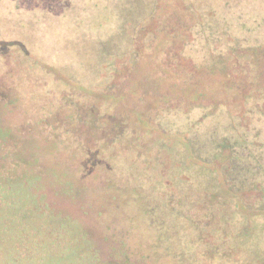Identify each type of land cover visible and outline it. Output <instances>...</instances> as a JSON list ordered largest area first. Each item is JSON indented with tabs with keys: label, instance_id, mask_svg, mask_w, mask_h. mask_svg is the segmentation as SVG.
Instances as JSON below:
<instances>
[{
	"label": "trees",
	"instance_id": "obj_1",
	"mask_svg": "<svg viewBox=\"0 0 264 264\" xmlns=\"http://www.w3.org/2000/svg\"><path fill=\"white\" fill-rule=\"evenodd\" d=\"M125 2L119 3L116 12L120 23L115 36L126 38L117 55L121 62L115 64V85H132L136 91L163 88L160 99L165 105L155 108L160 102L156 99L152 111H141L150 127L144 137L125 113L101 106L97 90L79 84L53 93L56 100L62 97L63 101L52 107L38 102L25 107V115H30L25 121L4 119V113L13 112L9 103L15 105L16 101L3 103L0 97V264H56L46 257L47 243L37 239L41 235L22 234L24 230L16 225L21 216L16 217L12 207L25 202L29 212L37 211L38 206L42 212L36 214H52L46 204L48 187L42 179L48 171L62 172L60 164L70 163L81 178L87 163L109 169L119 164L134 175L150 170L156 205L180 217L177 226L189 229L214 258L225 249L222 244L230 228L237 235L249 232L248 222L243 220L238 226L230 219L232 212H264V186L257 181V163L251 166L245 161L252 149L246 131L228 134V129H237L235 123H229L222 131L219 124L202 132L203 121H187L181 124L188 130L183 134L169 117L167 121L161 117L189 116L195 107L218 110L227 99L240 101L249 87L258 84L254 78L259 55L231 29L241 19L234 12L240 1ZM197 39L205 47L206 59L201 62L187 54ZM28 136L33 138L27 141ZM34 136L43 138L52 149V165L39 163L31 146ZM136 156L141 159L137 161ZM38 225L48 227L43 222ZM62 236H52L48 245L54 249L62 243ZM232 245L229 247H236V243ZM235 251L229 252L233 255Z\"/></svg>",
	"mask_w": 264,
	"mask_h": 264
},
{
	"label": "rangeland",
	"instance_id": "obj_2",
	"mask_svg": "<svg viewBox=\"0 0 264 264\" xmlns=\"http://www.w3.org/2000/svg\"><path fill=\"white\" fill-rule=\"evenodd\" d=\"M239 1L234 12L241 19H234L231 29L259 55L254 78L258 84L246 90L241 99L244 103L227 99L218 110L195 107L189 116L161 117L166 121L169 117L183 134L188 130L181 124L187 121H203L199 126L202 132L219 124L222 131L224 125L235 123L237 129H228V134L246 131L252 152L248 150L245 161L251 166L257 163V181L264 186V0ZM119 3L126 4L125 0H0V97L3 103L16 101L15 105L9 103L13 112L4 113V119L25 121L30 117L25 115V107L36 102L52 107L63 101L62 97L56 100L53 93L79 84L97 90L101 106L125 113L142 136L149 134L150 127L140 113L152 111L156 99L160 102L155 108L163 107L160 98L164 89L136 91L132 85H115V67L121 62L117 55L126 38L115 36ZM187 54L204 61V44L197 39ZM32 138L28 136L27 141ZM34 139L40 142L31 145L39 163L52 165L50 146L41 137ZM113 165L109 169L87 163L80 172L82 178L70 163L60 164V173L48 171L42 180L48 187L46 204L52 214H36L42 212L38 206L37 211L29 212L25 202L15 204L12 209L16 217L21 216L17 227L24 230L22 234L41 235L37 239L47 243L46 257L56 264H264V212H232L230 219L238 226L243 220L248 222L249 232L237 235L230 228L222 244L225 249L214 258L189 229L177 226L180 217L156 205L150 170L134 175L119 164ZM28 215L35 218L28 219ZM42 222L48 227H40ZM56 234L63 235V241L53 249L48 244ZM233 243L236 247H229ZM235 249L231 255L229 251Z\"/></svg>",
	"mask_w": 264,
	"mask_h": 264
}]
</instances>
